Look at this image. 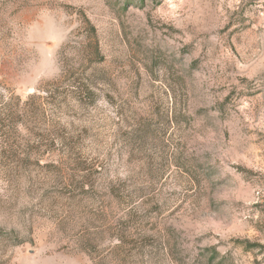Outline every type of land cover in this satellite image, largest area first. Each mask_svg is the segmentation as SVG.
<instances>
[{
	"label": "rangeland",
	"instance_id": "rangeland-1",
	"mask_svg": "<svg viewBox=\"0 0 264 264\" xmlns=\"http://www.w3.org/2000/svg\"><path fill=\"white\" fill-rule=\"evenodd\" d=\"M0 264H264V0H0Z\"/></svg>",
	"mask_w": 264,
	"mask_h": 264
}]
</instances>
